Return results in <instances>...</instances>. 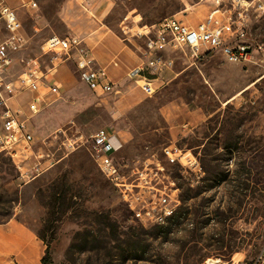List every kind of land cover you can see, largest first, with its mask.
I'll list each match as a JSON object with an SVG mask.
<instances>
[{
	"label": "rangeland",
	"instance_id": "rangeland-1",
	"mask_svg": "<svg viewBox=\"0 0 264 264\" xmlns=\"http://www.w3.org/2000/svg\"><path fill=\"white\" fill-rule=\"evenodd\" d=\"M11 1L24 14L18 7L23 0ZM36 1L44 29L16 57L38 58L44 69L53 66V58L58 64L64 59L75 79L30 119L31 150L15 160L0 152V221L16 217L42 235L53 264H264V12L251 15L242 37L253 61L230 62L216 51L195 63L181 50L172 51L179 77L166 82L165 68L156 93L120 120L131 138L121 141L116 160L128 172L159 158L183 201L167 222L143 224L131 220L86 147L93 132L114 125L110 109L100 103L104 93L85 84L67 53L42 49L50 35H66L65 15L89 12L81 0ZM207 14L200 0H113L104 19L141 50L145 39L136 33L145 24L169 15L196 24ZM2 25L0 19V31ZM30 98L21 99L27 111ZM176 98L196 107L198 121L173 137L161 107ZM170 144L199 164H169L162 151Z\"/></svg>",
	"mask_w": 264,
	"mask_h": 264
},
{
	"label": "built area",
	"instance_id": "built-area-1",
	"mask_svg": "<svg viewBox=\"0 0 264 264\" xmlns=\"http://www.w3.org/2000/svg\"><path fill=\"white\" fill-rule=\"evenodd\" d=\"M200 2L207 4L208 14L196 24L169 15L158 22L145 24L136 33L145 39V46L141 47L145 60L131 71L130 77L148 96L156 93L159 87L156 80L162 71L174 64V59L168 55L172 51L181 50L195 63L216 51H221L230 62L246 64L253 61L251 46L242 41V37L251 15L264 12V0ZM27 3L33 8L38 7L36 0ZM0 19L3 23L0 31V152L15 160L33 147L35 136L29 127L30 119L44 108L50 95H59L61 88L46 79L48 70L42 67L38 58L17 59V52L25 48L29 39L22 31L17 9L8 0H0ZM82 43L78 36L53 34L44 41L42 49L44 53L65 52L68 58L72 57L82 80L92 91L103 94L114 90L115 83L107 70L94 65ZM24 94H31L28 111L21 104ZM89 142L86 147L100 172L120 194L131 220L159 224L176 214L183 203L180 188L159 158H148L142 166L127 172L114 156L121 144L114 142L106 127L92 133ZM69 145L76 147L73 141ZM162 153L169 164L178 167L199 164L193 154L189 156L176 144L165 146ZM41 163L39 160L35 168L39 169Z\"/></svg>",
	"mask_w": 264,
	"mask_h": 264
},
{
	"label": "crops",
	"instance_id": "crops-1",
	"mask_svg": "<svg viewBox=\"0 0 264 264\" xmlns=\"http://www.w3.org/2000/svg\"><path fill=\"white\" fill-rule=\"evenodd\" d=\"M28 1L23 0V5L17 6H21V11L24 12L19 15L22 31L28 39H31L44 29V24L39 4L37 8H33L28 5ZM15 2L17 1L9 3L8 0L12 7ZM37 3L39 2L37 1ZM81 3L89 13H80L78 16L65 15L64 20L67 28L65 36L81 38L82 46L87 50L89 57L93 59L94 65L105 68L115 83L114 90L104 93L100 103L110 109L114 125L106 128L113 135L114 142L119 144L122 140L131 138V132L122 126L120 120L127 111L138 107L148 96L136 80L130 77L131 71L145 60V56L142 50L136 49L127 37L105 21L104 17L111 9L113 0H81ZM25 14L26 16H24ZM27 17L30 18L28 22L25 19ZM72 54L75 55L76 52L72 51ZM165 54L167 55V51ZM55 60L56 58L52 59L53 66L45 69L48 70L46 77L51 72H55L49 80L58 84L60 88L68 89L74 83L75 72L64 59H61V64ZM168 68L170 70H165L163 76L168 78L166 82H171L177 79L180 74L174 71L173 65ZM78 71L80 72L79 69ZM161 111L173 137L197 125L198 112L196 107L189 102L178 98L172 99L164 103ZM180 117H183L184 120ZM187 117L190 118L188 121ZM45 249V242L23 221L11 217L0 222V264H43L42 257Z\"/></svg>",
	"mask_w": 264,
	"mask_h": 264
},
{
	"label": "trees",
	"instance_id": "trees-1",
	"mask_svg": "<svg viewBox=\"0 0 264 264\" xmlns=\"http://www.w3.org/2000/svg\"><path fill=\"white\" fill-rule=\"evenodd\" d=\"M6 220H1L0 222H4ZM39 237L46 243L45 238L42 235H39ZM42 263L43 264H53V256H52V252H51V247L48 243H46V249H45V253L42 257Z\"/></svg>",
	"mask_w": 264,
	"mask_h": 264
}]
</instances>
